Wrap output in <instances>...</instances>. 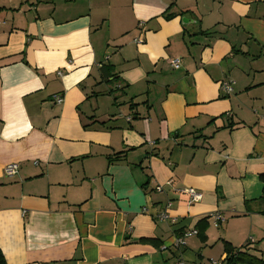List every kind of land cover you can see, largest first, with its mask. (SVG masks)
I'll use <instances>...</instances> for the list:
<instances>
[{
	"label": "crops",
	"instance_id": "obj_1",
	"mask_svg": "<svg viewBox=\"0 0 264 264\" xmlns=\"http://www.w3.org/2000/svg\"><path fill=\"white\" fill-rule=\"evenodd\" d=\"M260 60L264 0H0L6 264H222L249 239L264 260Z\"/></svg>",
	"mask_w": 264,
	"mask_h": 264
},
{
	"label": "built area",
	"instance_id": "obj_2",
	"mask_svg": "<svg viewBox=\"0 0 264 264\" xmlns=\"http://www.w3.org/2000/svg\"><path fill=\"white\" fill-rule=\"evenodd\" d=\"M134 42L136 44L141 43L138 39L134 40ZM179 64H180L179 60L176 59L171 63V66L173 69L177 70V69H179ZM57 76L60 77L61 73L58 72ZM231 86H232L231 82L222 83L220 86V90H221L222 94H224L226 96L230 95L232 92ZM53 101L55 102V105H61L63 102V100L60 96L54 97ZM127 121H130V119L128 118ZM17 172H18V165L17 164H9V165L5 166V168L3 170L4 176L6 178L14 177L17 174ZM166 185L167 186L170 185L169 182ZM162 189H163L162 186H157L155 190H156V192H161ZM181 193L188 198V205L195 204L201 200V194L196 192L193 189H183V190H181ZM170 206H171V204L168 203L166 206L167 207L166 209H170ZM142 213H144V214L147 213V210L145 208H143ZM156 219L159 221L171 220V218L168 216V214L166 212L157 215ZM211 220H212V224L214 226H218L224 222V218L220 215H217V214H214L211 217ZM172 223H174V222H172ZM196 234H197V232L195 230H187V231L183 232V234L179 238L174 239V242H173L174 248H176V249L183 248L186 244L185 239L188 237L194 236ZM253 243H254L253 240L249 239L245 245L244 250L250 249L251 246L253 245ZM178 259H180V258H178ZM177 264H184V263L182 262V260H178ZM212 264H221V263L212 262Z\"/></svg>",
	"mask_w": 264,
	"mask_h": 264
},
{
	"label": "trees",
	"instance_id": "obj_3",
	"mask_svg": "<svg viewBox=\"0 0 264 264\" xmlns=\"http://www.w3.org/2000/svg\"><path fill=\"white\" fill-rule=\"evenodd\" d=\"M201 34L211 35V34H214V32H209V33L203 32ZM113 71H114L113 68L110 66L102 67L101 68V78H102V81H104L106 84H115L116 86L120 83L118 82V77L112 73ZM105 73H107V75H105ZM121 90H124V87L121 88ZM114 91H117V89H114ZM109 94H112V92L109 91ZM130 107H135V105H131ZM121 154L122 153H119V154H116L113 158H109L108 162L112 163L114 160H119L121 158ZM260 179L262 180V182H264V176H261ZM261 201L264 203V194L261 198ZM182 232L180 233L181 235L183 234ZM149 242L154 244V241L149 240ZM244 248L245 246L240 249H234L228 244H224V252H225L226 257L223 260L222 264H264V260L258 259L252 255H249V253L246 252ZM0 264H6L4 255L2 254L1 250H0Z\"/></svg>",
	"mask_w": 264,
	"mask_h": 264
},
{
	"label": "rangeland",
	"instance_id": "obj_4",
	"mask_svg": "<svg viewBox=\"0 0 264 264\" xmlns=\"http://www.w3.org/2000/svg\"><path fill=\"white\" fill-rule=\"evenodd\" d=\"M250 65H252V64H250ZM249 65V71H247V69L245 70V69H242V67L243 66H239L237 69L235 68L234 69V71H235V74H232V77L233 78H238L239 79V77L236 75V74H238V73H243V72H247L248 73V76L247 77H249L250 79L253 77V72L251 71V69H253V68H251V66ZM254 67H256V68H259V69H264V60H260L259 61V63H256V64H254ZM251 68V69H250ZM232 78V79H233ZM240 80H241V78H240ZM239 83V82H238ZM239 85V84H238ZM234 89H235V87H234Z\"/></svg>",
	"mask_w": 264,
	"mask_h": 264
},
{
	"label": "water",
	"instance_id": "obj_5",
	"mask_svg": "<svg viewBox=\"0 0 264 264\" xmlns=\"http://www.w3.org/2000/svg\"><path fill=\"white\" fill-rule=\"evenodd\" d=\"M139 161V160H138Z\"/></svg>",
	"mask_w": 264,
	"mask_h": 264
}]
</instances>
